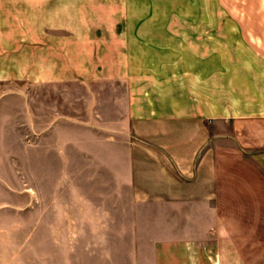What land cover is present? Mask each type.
Wrapping results in <instances>:
<instances>
[{
    "label": "crops",
    "instance_id": "1",
    "mask_svg": "<svg viewBox=\"0 0 264 264\" xmlns=\"http://www.w3.org/2000/svg\"><path fill=\"white\" fill-rule=\"evenodd\" d=\"M135 1L0 0V203L54 166L44 56L88 54L72 80L109 106L61 123V160L109 165L117 264H264V16L129 24Z\"/></svg>",
    "mask_w": 264,
    "mask_h": 264
},
{
    "label": "rangeland",
    "instance_id": "2",
    "mask_svg": "<svg viewBox=\"0 0 264 264\" xmlns=\"http://www.w3.org/2000/svg\"><path fill=\"white\" fill-rule=\"evenodd\" d=\"M128 8L129 24L180 25L264 16V0H136ZM143 52L150 55L152 50ZM87 55L44 56L49 84L44 92L34 88V103L43 101L51 113L54 166L33 176L23 168L19 170L23 188L10 185L6 195L2 192L7 199L0 203V264H117L109 165L69 167L61 160V123L75 115L89 120L87 111L97 107V100L104 114L109 106L111 90L104 84L72 80L93 70ZM94 70L103 74L102 67ZM17 87L23 88V82ZM17 103L21 108L20 98Z\"/></svg>",
    "mask_w": 264,
    "mask_h": 264
}]
</instances>
